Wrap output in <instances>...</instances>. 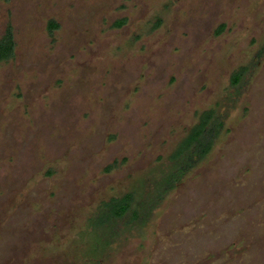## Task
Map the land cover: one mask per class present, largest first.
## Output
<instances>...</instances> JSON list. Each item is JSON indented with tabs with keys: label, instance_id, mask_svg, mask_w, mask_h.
<instances>
[{
	"label": "rangeland",
	"instance_id": "rangeland-1",
	"mask_svg": "<svg viewBox=\"0 0 264 264\" xmlns=\"http://www.w3.org/2000/svg\"><path fill=\"white\" fill-rule=\"evenodd\" d=\"M8 30L0 264H264V0H0ZM210 109L215 146L160 198ZM130 192L139 219L97 235Z\"/></svg>",
	"mask_w": 264,
	"mask_h": 264
},
{
	"label": "trees",
	"instance_id": "trees-1",
	"mask_svg": "<svg viewBox=\"0 0 264 264\" xmlns=\"http://www.w3.org/2000/svg\"><path fill=\"white\" fill-rule=\"evenodd\" d=\"M57 28V24L54 22L49 23V30ZM13 34L8 30L0 40V62L7 61L13 57L14 50ZM243 69H240L231 78V84L233 86L239 85L243 82ZM216 110L210 109L204 112L200 117L198 123L190 129L186 137L177 146L176 151L172 155V159L175 160L172 165L173 170H180L190 167L194 160H204L214 147L220 131L223 129L222 120L215 116ZM184 165V167L182 166ZM177 170V171H178ZM164 180L163 184H160L162 192L158 191V196H163L166 190L171 188L175 184V175H171ZM134 193H126L120 198H111L108 202L101 204L102 211L97 215L94 221L97 235L98 230L105 228V225L111 224L112 220L121 219L129 214V218L132 220H138L140 211L135 208L133 203ZM133 203V204H132ZM134 206V207H133ZM155 203H149L148 211L155 207ZM142 210L141 213H144ZM139 213V214H138ZM145 214V213H144ZM146 216V214H145ZM103 230V229H102ZM105 231V230H104Z\"/></svg>",
	"mask_w": 264,
	"mask_h": 264
},
{
	"label": "flooded vegetation",
	"instance_id": "flooded-vegetation-1",
	"mask_svg": "<svg viewBox=\"0 0 264 264\" xmlns=\"http://www.w3.org/2000/svg\"><path fill=\"white\" fill-rule=\"evenodd\" d=\"M5 1H8V0H5ZM49 23H50V22H49ZM49 31H51V30H49ZM4 35H5V34H4ZM1 39H2V38H1ZM1 39H0V40H1ZM10 59H11V58H10ZM10 59H9V60H10ZM9 60H7V61H9ZM2 62H5V61H2ZM0 63H1V62H0ZM185 137H186V136H185ZM185 137H184V138H185ZM184 138H183V139H184ZM183 139H182V140H183ZM182 140H181V141H182ZM180 143H181V142H180ZM180 143H179V144H180ZM214 146H215V145H214ZM212 149H213V148H212ZM175 151H176V149H175ZM175 151H174V152H175ZM174 152H173V153H174ZM172 155H173V154H172ZM208 155H209V154H208ZM208 155H207V156H208ZM204 160H205V159H204ZM204 160H202V161H201V160H194V162H193V163L190 165V167H188V168H184V169H180V170L177 169L178 171H177V170H173V172L171 173V175H175V176H176V177H175V180H176V181H175V184H174L171 188L167 189L166 191H169V190L173 189L174 187H176V184L181 180V178H182L186 173H188V172L192 171L193 169H195V168H196L199 164H201ZM170 161L172 162L171 164L174 165L175 160L171 158ZM182 166L184 167V165H182Z\"/></svg>",
	"mask_w": 264,
	"mask_h": 264
}]
</instances>
